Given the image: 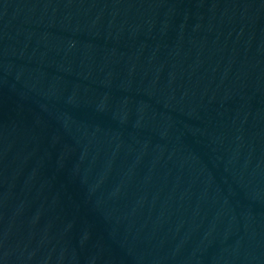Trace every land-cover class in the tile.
Instances as JSON below:
<instances>
[{
	"label": "water",
	"instance_id": "1",
	"mask_svg": "<svg viewBox=\"0 0 264 264\" xmlns=\"http://www.w3.org/2000/svg\"><path fill=\"white\" fill-rule=\"evenodd\" d=\"M0 264H264V0H0Z\"/></svg>",
	"mask_w": 264,
	"mask_h": 264
}]
</instances>
